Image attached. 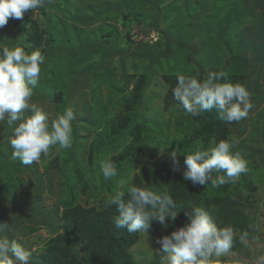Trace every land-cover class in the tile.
<instances>
[{
    "label": "rangeland",
    "instance_id": "rangeland-1",
    "mask_svg": "<svg viewBox=\"0 0 264 264\" xmlns=\"http://www.w3.org/2000/svg\"><path fill=\"white\" fill-rule=\"evenodd\" d=\"M132 1L123 11L118 12L117 16L95 19L88 24L74 19L73 9H79L80 19L89 17L91 20L94 12L89 9L91 4L89 0H50V2L48 0L42 9L31 10L24 15V18L29 17L23 41L26 48L40 52L41 49L49 48L48 35L53 39V45L67 47L65 53L61 54L62 57L60 56L63 60L60 67L63 70L58 78H52L54 74L50 68L53 63L47 61L45 66L41 65L46 76L42 79V83L39 81L37 88L44 89L45 93H42L43 96L33 93L31 98V102L37 103L46 110L50 122L61 113L60 103L57 100L65 102L68 95L83 81V75L88 73L85 84L79 90V97L74 98L69 106L75 117L72 121V144L78 140L80 146L76 149L75 158L70 151L71 147L60 149L58 145L51 146L47 156H42L39 161L25 166L18 159L12 158L13 150L9 138L13 133L12 130L7 132L3 128L5 122H0V164L9 162L11 164L8 165H12L15 169L8 174H5L6 169H4L3 173H0V184H11L14 180L10 177H16V183L23 182L20 183L22 189L17 188L19 196L25 197L24 202L29 201L30 199L26 196L31 192L36 193L37 190H27L28 184L35 180L36 170L43 171L44 167L53 163L55 158L59 161L68 158L70 166L81 162L84 164V169L91 173L93 170L96 174L100 171V161L111 159L127 151L138 141L136 134L141 136L150 134L156 141L159 140V142L147 144L146 147L140 146L142 150L137 151L140 155H144L143 151L147 150V153L151 152L153 158H144V162H139L138 166L144 163H154L155 160L163 159L164 156L172 157L173 152L176 153L175 159L184 161L181 157L182 151L191 152L195 146L199 145L208 148L212 140L217 142L220 140L238 141L231 151L238 152L247 161L248 166L250 163L253 164V177L252 179L244 178L241 174L234 182L224 184L223 194L229 199L227 203L239 209L241 219L239 226L234 228L237 239L231 254L219 258L214 261V264H248L255 255L264 250V163L262 161L264 158V96H260L262 94L260 90L264 89L262 88L264 78L261 82V78L256 74H249L251 70L258 72L260 68L264 71V55L257 58L258 53L264 52V15H261L263 6L258 8L253 18L245 19L242 15L237 13L234 15V11L231 12L234 7L222 6L229 0L227 2L216 0L218 4L222 2L218 7L223 9V11L220 10L222 14L219 17H212L211 21L207 16L204 18L203 14L202 17L196 16L193 20L198 21L194 24L198 25L197 29H201L202 33L196 38L188 39L186 44L192 47L202 37H208L205 41L206 44L211 41L210 51L206 52L202 49L200 54H196L197 59L189 61L187 57L193 52L184 50L181 44L175 42V36L169 33L166 24L176 18L183 24V28H187L186 24L192 21L187 15L199 8L198 3H195L197 0H189L184 7H182V2L185 0H179V3L175 4L176 11L168 18H160V14H163L169 7L170 0ZM203 2H206L205 6L208 9L211 0ZM227 5L229 6V3ZM229 15H232L231 19L228 18L225 21ZM158 18L161 19V23L156 25L154 21ZM209 22L213 25L206 29ZM14 25L9 19L7 25L0 28V38L9 35ZM45 25L49 27L43 29ZM188 31L194 33L193 30L188 29ZM17 32L18 29L14 31V34H18ZM175 32V34L183 33L182 30ZM179 40L181 43H186L184 38L179 37ZM82 45L84 46L79 54H73L68 50L79 51ZM169 47L173 49L174 58L170 60L173 67L168 65L166 61L168 58L165 57ZM198 48L201 49V44ZM116 50L118 54L111 57V52ZM243 56L248 65L240 64L239 58ZM227 61L235 62L239 68V70L234 69L230 76L228 75V82L244 84L250 92L253 107L249 115L239 122L230 123L221 120L214 109L201 112L198 116L187 114L173 98L172 90L177 84L178 75L195 77L203 81L205 79L203 73L207 68L219 69ZM151 67L156 70L157 80H154L147 88H143L145 73ZM90 70L97 73V81L101 89V95L96 101L90 100V96L87 97L91 87L87 83ZM226 72L225 69L220 73L227 75ZM44 83L46 88L43 87ZM137 92L141 94L137 96ZM138 98L141 101L144 100L143 105L148 104L149 101L155 104H150V108L142 117L133 118L131 110L126 107L127 105L133 107L138 102ZM91 113H96L95 118ZM123 119L131 120L129 122L130 133L127 139L121 141V135L117 131H120L122 125L120 121ZM16 123L18 124L19 121ZM110 139L118 140L115 143L109 142L105 148H99ZM246 148L249 150H245ZM98 149L101 150L100 156L96 153ZM138 166L134 169L135 173L139 172ZM134 172L130 175L133 176ZM212 176L213 179L217 177L215 173ZM44 177L53 180L54 185L58 183L57 177L52 174L49 177L44 175ZM85 179L84 176L78 178L80 183H86ZM179 181L184 186L191 185L193 187L191 190L197 187L198 191L200 187L193 186L191 181H186L183 176ZM158 185L163 186L164 182ZM87 188L88 186L82 189L86 192L85 194L81 190L77 203L86 208L88 205L98 208V202L86 205L85 199L89 193ZM59 192L57 186H54L52 192H43L41 200L30 206L34 209V213L26 211L27 213L23 215L25 219L21 227L27 228V231L20 234L19 239L24 241L23 245L31 252L38 249L42 251L41 246L52 234L45 227L42 218L44 215L51 214L53 204L60 200ZM61 192L62 198L69 199L65 187ZM4 202L9 209L15 210L12 203ZM227 203L220 204L219 221H217L220 226H233L236 221V215L230 214ZM58 205L59 211H62L64 203L58 202ZM0 213L7 215L1 209ZM243 231H249L250 237L254 239L250 238L241 242L239 236ZM137 234L138 242L131 247V250L136 253L138 263L160 264V259L165 253L161 250V245L157 243L158 240L151 239V235L142 229Z\"/></svg>",
    "mask_w": 264,
    "mask_h": 264
},
{
    "label": "trees",
    "instance_id": "trees-1",
    "mask_svg": "<svg viewBox=\"0 0 264 264\" xmlns=\"http://www.w3.org/2000/svg\"><path fill=\"white\" fill-rule=\"evenodd\" d=\"M89 1L91 2V4L89 5V9L94 12L91 20L89 19V17L88 19H80L78 15L79 9H73V11L75 12L73 18L80 23L88 24L94 21L95 19H103L108 17L113 18L117 16L116 14L118 12H121L126 7H128L129 3L133 2L132 0ZM203 1L204 0L195 1V3H198L199 8H196L192 11V13H189V15H187V17L192 20L191 22L186 24L187 28H183V24L176 18L171 19L168 24H166L169 33L175 36V42L181 44L184 50L191 51V53L193 52L187 57L189 61H191L192 59H197L198 57L196 56V54H200V51L202 49H204L206 52H209V44L211 42L209 41L206 44L205 40L208 37H202L199 41L194 43V46L188 47L186 45L188 39L196 38L202 33L201 29H197L198 25L194 24V22L198 20L193 19L196 16L202 17L203 14L204 18H206L207 16L211 21L212 17H219V15L222 14H220V10L223 11V9L218 8L219 5L222 4L221 1L218 4L216 0H211L208 9L205 6L206 2L204 3ZM227 1L228 0H226V2ZM251 1L234 0L231 2V0H229V6L227 5L228 3L223 4L222 6L224 7L226 5V7H234L231 12L234 11V15L235 13H237L245 17V19H247L248 17L250 19L253 18L256 11L259 10L258 8L260 6H263L261 15H264V0ZM46 2H48V0H46ZM170 2L171 3L169 7L164 11L163 14H160V18H168L171 13L176 11L177 8L175 4L179 3V0H170ZM186 2H189V0L183 1L182 7H184V4H186ZM39 9H42V7H40ZM231 17L232 15L227 16L225 21L228 20V18L231 19ZM160 18L155 19L154 22L156 25H159L161 23ZM11 20L15 24L14 28H12V32L9 35L7 34L6 36L0 38V43L9 47L19 45L21 47H24L26 52L30 54L32 50L30 48H26L23 45V41L25 38L24 34L27 31L26 27L28 25L29 17L23 18L22 21L15 19ZM32 21H34V18H32ZM212 25L213 24L209 22V25L206 29L211 28ZM48 27L49 25H45L43 29H47ZM16 29H18V34H14V31ZM188 29L193 30L194 33L188 31ZM176 30H182L183 33L175 34ZM179 37L184 38L186 43H181ZM47 42L50 44L49 48L45 50L41 49V53L45 56V62L42 64V66H45V63L47 61L53 63L50 68V71L54 74L52 78H58L61 71L63 70L62 67H60L63 62V60L60 59L62 57L61 54L65 53L64 51H66L67 47L53 45V39L50 37V35H48ZM199 44H201V49L198 48ZM83 46L84 45L79 47V51H72L70 49L68 50L73 54H79L81 52L80 49ZM263 53V51L262 54L258 53L257 58H261L264 55ZM115 54H118L117 50L112 51L110 56L112 57ZM245 56L239 58L240 64L248 65L246 60L248 56H246V58ZM165 57L168 58V60H166L168 65L173 67V65H171L170 63V60H173L174 58L173 49L171 47H169V50L167 51V53H165ZM255 58L251 59L253 60ZM155 60L158 61L159 59ZM225 69L227 71V75H224V77H222L219 82H228V75L230 76L234 69L239 70L238 65L235 62L230 63L227 61L224 63V66L219 69L213 68V70H211L207 68V70H205V72L203 73V76L206 79L209 73H216L218 71L220 73L224 72ZM93 71H89V78L87 80V83H89L91 87L89 89L87 97L90 96V100L96 101L101 95V89L100 84L97 81V73H94ZM249 74H256L258 77L261 78V82L263 81L262 79L264 78V71L262 68H260L258 72H256L255 70H251ZM87 75L88 73H85L83 75V81L80 82L78 86L75 87L74 91H72V93L68 95L65 102L59 99L57 100V102L60 103L61 107L60 114H63L65 109L69 108L74 98L79 97V90L81 86L85 84ZM45 76L46 73L45 71L43 72V69L41 68V77L39 80L40 83L43 82L42 79H44ZM157 77L158 76L156 75V70L153 67H151L150 70H147L143 79V88H147L148 86H150L152 82H154V80H157ZM45 83L43 85L44 88H46ZM262 88H264V85L262 86ZM43 90L44 89H38L36 86L33 89V93L37 95L40 94V96H43L44 94L42 93H45V91ZM263 90H260L262 93L260 94L261 97L264 96ZM140 94L141 92L136 93L137 96H139ZM137 100L138 102L133 107L132 105H127L126 107L127 109L131 110L133 118H136L137 116L142 117V115H144L146 111L150 108V104H155L149 101L148 104L144 103L143 105L144 100L141 101L140 98H138ZM138 109L140 111H138ZM91 115L95 118L96 113H91ZM130 121L131 120L129 119H123L120 121L122 125L120 126V131L117 132H119V134L121 135V141L128 138V135L130 133ZM3 122H5L3 128L6 129L7 132L11 131L12 127L15 126L13 125L12 127H10L7 124L6 119ZM155 125H157V123ZM136 139H138V141L135 142V144H133L130 148H128L127 151H125L124 153H120L118 156H114L110 159L116 164L118 170L117 177L112 178L110 180H105L101 171H98L96 174H94L93 170L91 173L89 170L84 169V164L81 162H77L75 165L70 166L68 158L64 161H59L55 158V160L52 161L53 163L44 167L43 171L38 172L36 170L34 177L35 180L28 184L27 190H37L36 193L31 192L30 195L28 194L26 196L30 199H28L29 201L24 202L23 198L25 197L21 198L19 196V191L17 190V188L22 189L20 183L23 182L21 181L16 183V177H10L12 180H14V182H11V184L1 183L2 185L0 184V209L7 215H5L4 213H0V223H6L8 225V228L3 233H0V235L6 236L10 240L15 239L23 244L24 241L19 239V235L24 233V231H27V228L23 229V227H21L23 220L25 219L23 218V215L27 212L34 213V209L30 207L31 204L38 203L42 198L41 194H43V192H52L54 186H57V189L60 191L58 194L60 200L57 201V203L55 202V204H53L51 208L52 212L50 211L51 214L44 215L42 218L44 219L43 222L45 227H47V229H49L52 234L49 238H47L45 244L41 246L42 251L38 249L37 251L32 252L30 264H140L136 259V253L131 250V247L138 242L137 232L129 233L126 228H116L114 220L115 217L119 215V210L116 205H112L109 207L106 204L107 199L111 195H114L117 191V181L119 179L127 178L131 172H134V169L138 166L139 162H144V158H153L151 152L147 153V150L143 151V153H145L144 155H140L137 151L141 149V145L143 147H146L147 144L159 142V140L156 141V139L154 137H151L150 134H144L142 136L136 134ZM117 140L118 139H114L113 141V139H110L109 141L104 142L99 148H105L109 145V142L112 141L113 143H115L117 142ZM78 143L79 141L75 140L70 148V151L74 158L76 149L78 148V146H80V144ZM245 150L248 151L249 149L246 148ZM96 153L98 156H100L101 150L98 149ZM188 153L190 152L188 151L184 153L182 151L181 157L185 159V154ZM90 160H92L91 156ZM252 160L254 159L252 158ZM262 161L264 163V158ZM8 164L11 163L8 162L6 164H0V173H3L4 169H6L5 174H8L10 171L15 170L12 165ZM138 167L139 172H134L135 174L131 176L132 182L136 186L149 187L157 192L167 191L177 202L178 205L182 204L185 206L184 208H181L179 210L175 221L169 223L167 228L163 227L158 222L153 221L149 228L142 229V231H146L148 234L151 235V239L158 240L159 238L165 235H170L173 231L184 226L187 223V217L185 213L189 210L187 208L189 204L194 206H200L205 210L209 211L215 210L214 215L216 222L219 221L218 219L220 214V204L224 205L225 203H227V200H229L226 197L227 195L223 194L224 185L213 187L211 182H209L207 185L200 186L198 188V191L197 187L191 190L193 188L191 185L184 186L179 183V180L181 176H183V172L186 169L184 161H182L181 159H175L174 162L172 157L170 156H164L163 159L159 158L155 160L154 163L140 164ZM247 167L248 171L246 173H243L242 176L244 178H251L253 177V164L250 163V165H247ZM214 173L217 176L223 174L216 172ZM50 174H52V176L54 177H57L58 183H56L55 185L53 180L44 177V175L49 177ZM82 176L86 178V183H80V181L78 180V178H81ZM4 177L6 178V176ZM160 182H164V185H158V183ZM86 186H88L87 190L89 191L85 199L86 205H88V203L98 202V208L94 207V205H88V208H86L83 207L80 203H77V199L79 198L81 190ZM63 187H65V189L67 190L69 199L62 198L61 190ZM190 191H192V193H189ZM82 192L84 191L82 190ZM85 193L86 192H84V194ZM11 196L14 198H12ZM16 198H18L19 200L16 201ZM4 201L12 203L15 210L9 209L7 207L6 202ZM58 202L64 203L62 211H59L60 209ZM227 205L229 206L228 211H230V214L236 215V221L234 222L233 227L237 228L241 219L239 217V209L236 208V206H231L229 203H227L226 206ZM224 215L222 216L224 217ZM166 223L168 222L166 221ZM34 229L37 230V228ZM29 230L31 231V229Z\"/></svg>",
    "mask_w": 264,
    "mask_h": 264
},
{
    "label": "clouds",
    "instance_id": "clouds-1",
    "mask_svg": "<svg viewBox=\"0 0 264 264\" xmlns=\"http://www.w3.org/2000/svg\"><path fill=\"white\" fill-rule=\"evenodd\" d=\"M45 3L46 0H0V28L6 26L9 19L22 21L26 13L43 7ZM44 62L45 56L39 50L29 54L24 47L0 43V122L6 119L10 127L15 125L9 138L12 158L25 166L47 156L51 146L58 145L60 149L72 146L75 117L71 108L50 122L46 110L31 102ZM222 77L223 73H209L200 81L178 75L172 90L173 98L192 116L214 109L221 120L239 122L253 107L250 92L241 83L219 82ZM236 143L238 141L212 140L208 148L195 146L185 154L184 179L191 181L193 186L211 182L213 187H218L234 182L248 171L247 161L238 152L231 151ZM175 158L173 152L174 162ZM100 171L105 180L118 175L117 166L110 159L100 161ZM214 172L223 174L213 179ZM106 204L117 206L119 215L115 217V227L126 228L129 233L147 229L153 221L167 228L175 221L179 210L185 207L178 205L167 191L157 192L149 187L136 186L131 175L117 181V191ZM187 208V223L157 241L165 253L160 264H214L219 258L230 255L237 239L234 227L218 226L215 210L191 204ZM7 228L6 223H0V233ZM250 238L254 239L249 231H243L239 236L241 242ZM31 256V250L22 243L0 235V264H30ZM248 264H264V250Z\"/></svg>",
    "mask_w": 264,
    "mask_h": 264
}]
</instances>
